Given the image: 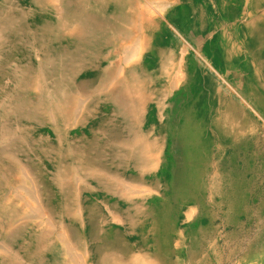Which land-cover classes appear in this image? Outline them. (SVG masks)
I'll list each match as a JSON object with an SVG mask.
<instances>
[{
  "label": "rangeland",
  "instance_id": "obj_1",
  "mask_svg": "<svg viewBox=\"0 0 264 264\" xmlns=\"http://www.w3.org/2000/svg\"><path fill=\"white\" fill-rule=\"evenodd\" d=\"M124 1L0 0V264H264V0Z\"/></svg>",
  "mask_w": 264,
  "mask_h": 264
},
{
  "label": "bare ground",
  "instance_id": "obj_2",
  "mask_svg": "<svg viewBox=\"0 0 264 264\" xmlns=\"http://www.w3.org/2000/svg\"><path fill=\"white\" fill-rule=\"evenodd\" d=\"M232 1V0H231ZM254 1V0H253ZM237 2V1H236ZM131 1L130 0H126V1H124V2H122V4H123V6L125 5L127 8H129V5H131ZM259 3V2H258ZM253 4H257L256 2H253ZM231 5V4H230ZM260 5H262L261 7H259L262 11H263V14H264V3L263 4H260ZM260 5H258V6H260ZM253 6V5H252ZM231 7V6H230ZM255 8V7H254ZM200 10V9H199ZM221 10H222V8H221ZM208 11V10H207ZM125 12H126V10H125ZM241 12V11H240ZM200 13V12H199ZM198 13V14H199ZM256 13V12H255ZM254 12H253V14H255ZM197 14V13H196ZM209 14V13H208ZM126 15H128V13H125V15L124 16H122L121 18H120V21H122V22H124V23H126L127 22V20H128V16H126ZM211 15V14H210ZM235 15H236V13H235ZM204 16V15H203ZM209 16V15H208ZM253 16V15H252ZM202 17V16H201ZM211 17V16H210ZM234 17V16H233ZM247 17V16H246ZM216 18V17H215ZM206 19V18H205ZM212 19V18H211ZM214 19V18H213ZM208 20V19H207ZM209 20H210V18H209ZM213 22V21H212ZM211 23V22H210ZM215 24V23H214ZM203 25H205V23L203 24ZM199 27H202V24H200V26ZM245 27H246V30L248 31V34H249V41H248V48L251 50V46H252V44H255V43H260L261 41H260V39H259V37H260V33H263L264 34V15L263 16H256V17H254V19H252V20H250V21H248L247 22V24L245 25ZM217 28V27H216ZM119 31H120V33L121 34H129L130 33V29H127L126 27L124 28V25L121 27V28H119L118 29ZM206 30V29H205ZM221 35V34H220ZM238 44V43H237ZM224 46H225V44H224ZM231 46V45H230ZM256 47V46H255ZM222 45H220V50H219V56H221V57H226V58H228L227 59V61L229 60V62L230 61H232V60H235L236 59V57H237V55L235 54H232V53H234V52H232L231 54H227V52H222ZM213 50V49H212ZM228 51V50H227ZM262 51V50H261ZM260 51V52H261ZM217 52V51H216ZM252 52V51H251ZM215 53V52H214ZM256 54H258V53H256ZM212 55V54H211ZM255 55V54H254ZM218 57V56H217ZM255 58L257 59V62H258V64H259V66L261 67H263L264 68V52H262V53H260L259 55H256L255 56ZM217 59V58H216ZM220 59V58H219ZM220 61V60H219ZM227 65V64H226ZM231 67V66H230ZM258 76H260V75H258ZM261 77V76H260ZM259 77V78H260ZM262 81H264V80H262ZM262 87V86H261ZM264 91V90H263Z\"/></svg>",
  "mask_w": 264,
  "mask_h": 264
}]
</instances>
